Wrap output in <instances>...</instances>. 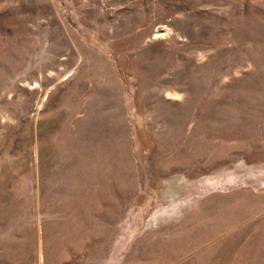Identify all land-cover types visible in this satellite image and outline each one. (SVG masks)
I'll return each mask as SVG.
<instances>
[{
	"label": "rangeland",
	"instance_id": "obj_1",
	"mask_svg": "<svg viewBox=\"0 0 264 264\" xmlns=\"http://www.w3.org/2000/svg\"><path fill=\"white\" fill-rule=\"evenodd\" d=\"M155 263L264 264V0H0V264Z\"/></svg>",
	"mask_w": 264,
	"mask_h": 264
},
{
	"label": "bare ground",
	"instance_id": "obj_2",
	"mask_svg": "<svg viewBox=\"0 0 264 264\" xmlns=\"http://www.w3.org/2000/svg\"><path fill=\"white\" fill-rule=\"evenodd\" d=\"M180 113V112H179ZM180 115V114H179ZM183 115V114H182ZM186 115V114H185ZM180 119V118H179ZM182 120V119H181ZM178 122V121H177ZM207 125V124H206ZM184 126V125H183ZM196 126H197V124H196ZM173 129V128H172ZM183 129H184V127H183ZM196 131V130H195ZM197 132V131H196ZM165 133V132H164ZM192 133V132H191ZM190 134V133H189ZM164 135V134H163ZM158 136H159V134H158ZM192 136V135H191ZM100 137V136H99ZM174 137V136H173ZM163 138V137H162ZM161 138V139H162ZM175 139V138H174ZM180 139V138H179ZM158 140V139H157ZM176 142V141H175ZM177 142H178V140H177ZM162 147V146H161ZM116 148V147H115ZM171 148H172V146H171ZM104 151V150H103ZM159 151V150H158ZM124 152V151H123ZM122 156V155H121ZM157 156V155H156ZM177 158V157H176ZM163 159V158H162ZM124 160V159H123ZM161 160V159H160ZM169 160V159H168ZM171 160V159H170ZM158 161V160H157ZM123 163V162H122ZM156 163V162H155ZM154 163V164H155ZM126 164V163H125ZM163 164V163H162ZM160 165V167L158 168V169H156V170H159L160 172H163V171H166V170H168L169 169V167H175V168H179L181 165H183V161H182V159L180 158V157H178L177 159H175V161L173 162V164L172 165H169L168 163H165L164 165ZM112 165H114L113 163H112ZM157 165V164H156ZM120 166V165H119ZM155 166V165H154ZM116 167V166H115ZM114 167V168H115ZM121 167H122V165H121ZM111 168V167H110ZM155 169V168H154ZM111 170V169H110ZM132 171V170H131ZM131 171H129L128 170V172H127V174L126 175H122V176H120V180H122V181H124V182H122L123 184H125L126 186H128V188H132L133 186H135L134 184L136 183H133V180H131V177H132V173H131ZM112 172H114V171H112ZM111 172V173H112ZM163 174V173H162ZM161 174V175H162ZM118 175H119V173H118ZM135 175V174H134ZM116 178V177H115ZM108 179V178H107ZM112 179V178H111ZM119 180V181H120ZM109 181V180H108ZM107 182V181H106ZM109 184V183H108ZM112 184V183H111ZM110 184V185H111ZM108 186V185H107ZM106 186V187H107ZM111 187H113L112 185H111ZM107 190V189H106ZM110 191H112L111 189H110ZM113 192V191H112ZM127 192H129V191H127ZM113 194H115L114 192H113ZM133 194V193H132ZM116 196V195H115ZM128 197V196H127ZM126 197V198H127ZM129 197H130V195H129ZM117 198V197H116ZM124 198V197H123ZM125 198V199H126ZM126 202V201H125ZM110 204V203H109ZM178 208V207H177ZM181 213V212H180ZM222 217H223V215H222ZM214 220V219H213ZM217 223V222H216ZM181 226V225H180ZM210 226V225H209ZM210 230V229H209ZM193 232V231H192ZM199 232V231H198ZM226 232V231H225ZM216 233V232H215ZM202 234V233H201ZM210 234V233H209ZM222 235V234H221ZM220 235V236H221ZM159 236V235H158ZM181 237H182V233H178L176 236H175V233H174V236H171L170 238H168V239H166L167 241L164 243V245H165V249L166 248H170V252L172 251V250H175V247L178 245V243L180 242V240H181ZM218 238V237H217ZM202 239V238H201ZM214 240V239H213ZM146 241V240H145ZM191 242V241H190ZM157 244V241L156 242H154V244ZM213 243V242H212ZM219 243V242H218ZM158 245V244H157ZM161 245V244H160ZM163 245V244H162ZM188 245V244H187ZM219 245V244H218ZM153 246V245H152ZM159 246V245H158ZM160 247V246H159ZM158 247V248H159ZM162 247V246H161ZM153 248V247H152ZM155 250V249H154ZM159 250V249H158ZM178 250V249H177ZM144 252H145V250H143ZM147 251V250H146ZM153 251V250H152ZM148 252H149V250H148ZM156 252V251H155ZM150 253H152V252H150ZM153 253H154V251H153ZM158 253V252H157ZM162 253H163V251H162ZM145 254V253H144ZM148 254V253H147ZM141 255V254H140ZM157 255V254H156ZM160 255H161V253H160ZM146 256V255H145ZM144 255H143V258H146ZM149 257V256H148ZM152 258V257H151ZM137 259H138V257H137ZM170 259H171V257H170ZM173 259V258H172ZM171 259V260H172ZM155 260V259H154ZM159 260H160V258H159ZM166 260H168V259H166ZM174 260V259H173ZM176 260V259H175ZM160 262V261H159ZM159 262H157V263H159ZM161 262H162V259H161ZM156 264V263H155Z\"/></svg>",
	"mask_w": 264,
	"mask_h": 264
}]
</instances>
